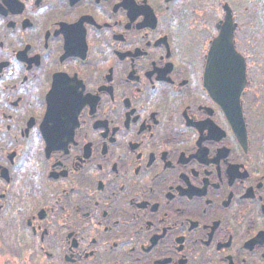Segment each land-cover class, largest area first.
<instances>
[{
  "label": "flooded vegetation",
  "instance_id": "1",
  "mask_svg": "<svg viewBox=\"0 0 264 264\" xmlns=\"http://www.w3.org/2000/svg\"><path fill=\"white\" fill-rule=\"evenodd\" d=\"M0 264H264V0H0Z\"/></svg>",
  "mask_w": 264,
  "mask_h": 264
}]
</instances>
